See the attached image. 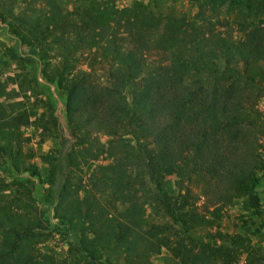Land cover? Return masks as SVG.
<instances>
[{
  "label": "trees",
  "instance_id": "trees-1",
  "mask_svg": "<svg viewBox=\"0 0 264 264\" xmlns=\"http://www.w3.org/2000/svg\"><path fill=\"white\" fill-rule=\"evenodd\" d=\"M81 1L68 24L59 22L54 0H46L48 10H39L40 16L6 24L10 37L21 47L36 48L45 55L46 42L52 39L60 50L57 77L50 82L65 91L67 129L56 118L57 151L41 158L49 168L44 203L51 210L50 232L65 241L71 264H142L148 252L140 247L158 249L164 243L160 226L145 218L134 203L123 209L119 219L111 216L108 206L101 208L102 197L106 202L121 200L122 205L125 194L132 197L123 181L128 166L138 164L153 187L142 205L170 220L191 245L192 231L206 220L198 218L188 203L187 184L198 186L200 196L212 206L231 204L259 186L264 173L263 145L256 132L260 117L248 95L256 93L254 100L264 96V27L244 28L238 41L211 33L189 38L191 28L184 18L156 14L149 4L133 2L118 9L111 0ZM206 3L212 0L202 4ZM255 10L262 13L261 6ZM0 21L5 22L1 12ZM120 27L130 34L152 31L158 38L152 43L157 44L163 62L146 68L145 48H123L117 35ZM88 49L101 51L108 61L103 86L93 84L89 73L72 63ZM43 61H38L43 77L50 78ZM11 80L16 83L17 78ZM32 122L38 123L30 120L20 101L0 102V166L37 177V168L27 162L22 148L21 130ZM99 132L109 139L107 147L116 139L120 142L119 156L109 155L112 162L96 167L86 188H73L70 174L78 167L75 158L95 157L90 137ZM124 136L133 145L125 143ZM162 176L187 183L176 207ZM45 232L33 212L0 205V264H55L53 256L37 250ZM171 252L180 264L211 262V254L186 249L181 241Z\"/></svg>",
  "mask_w": 264,
  "mask_h": 264
},
{
  "label": "rangeland",
  "instance_id": "rangeland-1",
  "mask_svg": "<svg viewBox=\"0 0 264 264\" xmlns=\"http://www.w3.org/2000/svg\"><path fill=\"white\" fill-rule=\"evenodd\" d=\"M54 1L58 3L61 14L58 19L61 24L72 22L74 9L82 4L81 0ZM111 1L118 9L129 7L133 2H140L151 5L156 14L184 18L191 28L188 32L189 38H199L201 34L211 33L238 41L244 36V28L248 29L257 24L260 28L264 27V0H212L211 4H202L205 0H198L196 3L191 0ZM46 3V0H0V12L5 18L4 23L0 21V102L8 104L20 101L28 112L30 120L37 119V125L32 122L22 128L21 134L22 148L27 162L34 165L39 172L37 177H31L25 172L14 173L4 164L0 166V205H10L15 212L25 211L36 214L46 228L43 234L45 238L37 246L38 252L41 255L53 256L56 259L55 264H71L66 259L65 241L50 232L52 231L51 210L48 203H44L48 199L49 188L44 178L49 168L41 159L44 155L54 154L57 151L56 128L53 126L56 118L63 128L67 129L64 113L65 91L57 87L54 82H50L52 78L57 77L55 73L60 63L59 46L54 40L48 39L44 55L36 48L17 45L6 28V24H16L20 19L29 21L33 16H40L39 10L43 8V11L48 10V7H45ZM260 6L262 13L255 14L257 12L255 9ZM117 31L123 48L135 49L138 46L145 48L146 68L163 62L161 53L157 52V44L152 43L158 39L154 37L152 31L130 34L126 29L121 30V27ZM63 32V36H66L67 29L65 28ZM41 59L44 60V71L48 76L50 74V78L43 77L45 74L41 70V63H38ZM72 63L77 70L88 72L93 84L103 86L107 82L108 61L103 58L101 51L83 50L76 61L72 60ZM261 67L264 70L263 63ZM14 77L17 78L16 83L11 80ZM248 96L253 98L252 104L260 117V123L257 124L259 131L256 132L259 134V143L263 145L260 156L264 161V96L256 100H254L256 93ZM123 139L125 143L133 145L130 137L124 136ZM108 140L101 132L92 133L91 154L95 157L86 159L85 154H81L80 158L78 156L75 158L78 167H73L70 174L73 188L78 185L86 188L89 177L96 167L112 162L109 155L119 156L120 142L116 139L112 141L110 147H107ZM123 176V181L131 189L132 197L123 195L124 205L121 200L106 202L108 199L102 197L101 208L102 205L108 206L111 216L119 219L122 217L123 209L134 203L145 218L160 226L164 243L158 249L140 247L143 252H148L147 256L141 259L142 264H180L171 252L177 241H181L186 249L202 250L206 254H211L209 264H264V173L255 191L246 192L231 204L221 206L209 205L207 200L200 196L199 187L194 184L179 183L173 176L161 177L170 201L175 207L179 205L180 196L184 194L183 187L187 184L190 188L188 203L193 206V212L198 218L206 220V223H202L204 226L192 231L195 238L193 245L187 237H182L178 233L177 227L170 220L154 215L147 205H142L144 198H148L149 191H153V187L149 186L146 177L141 174V167L138 164L128 166ZM141 182L145 184L142 187ZM252 196H255L257 201L250 200Z\"/></svg>",
  "mask_w": 264,
  "mask_h": 264
}]
</instances>
